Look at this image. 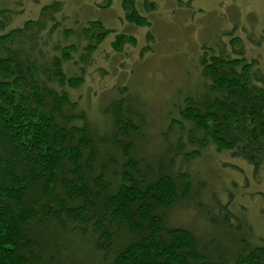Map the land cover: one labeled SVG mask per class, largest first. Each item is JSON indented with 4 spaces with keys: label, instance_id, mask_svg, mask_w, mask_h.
I'll use <instances>...</instances> for the list:
<instances>
[{
    "label": "trees",
    "instance_id": "obj_1",
    "mask_svg": "<svg viewBox=\"0 0 264 264\" xmlns=\"http://www.w3.org/2000/svg\"><path fill=\"white\" fill-rule=\"evenodd\" d=\"M122 7L126 22L150 25L136 0ZM60 9L52 2L39 19L9 28L21 11L0 8V264H264V237L254 241L239 223L234 187H220L226 211L218 197L206 209L195 204L211 233L199 235L182 218L169 222L199 192L187 169L208 147L243 160L261 182L262 56H247L241 38L226 30L229 49L202 47L196 85L176 92L161 123L162 146L146 155L143 99L123 95L126 89L107 94L102 124L86 110L90 95L71 96L96 73L91 63L107 60L98 46L109 34L115 53L136 40L94 19L66 27L52 16Z\"/></svg>",
    "mask_w": 264,
    "mask_h": 264
},
{
    "label": "rangeland",
    "instance_id": "obj_2",
    "mask_svg": "<svg viewBox=\"0 0 264 264\" xmlns=\"http://www.w3.org/2000/svg\"><path fill=\"white\" fill-rule=\"evenodd\" d=\"M55 1L60 3L61 9L52 16L63 20L66 27L78 30L81 24L94 19L101 21L105 28L132 35L136 40L133 46L122 44L120 53H115L110 49L114 34H109L98 46V52L106 55L107 60L92 62L89 71L96 73L90 75L91 78L87 77L83 86L71 96L72 100L82 101L79 98L90 95L91 107L86 110L90 119L97 121L102 118V124H105L101 115L102 106L106 103L103 97L107 94L115 92L118 97L122 94L121 89H126L123 95L143 99L147 134L151 139L144 145L146 155L160 150L162 146L161 123L167 113V105L175 100L176 92L180 90L185 94L196 85L198 67L195 68L199 66L197 59L202 47L220 45L229 49L230 37L224 36L223 32L232 31L241 38L247 56L261 55L264 59V39L260 38L264 30V0H147L146 4L151 9H147L149 12L144 11L143 0H136L139 12L150 23L148 27H136L126 22L123 0H111L109 7H105L107 0H0V8L21 11L16 17L13 15V23L9 25L13 28L21 25L22 21L39 19L40 8ZM147 33L150 35L148 41ZM57 36L55 33L52 40H56ZM259 40L260 45L257 44ZM104 71H107L106 75L102 73ZM97 99L102 104L98 105ZM172 133L175 134L170 141L176 142L178 131ZM190 163L187 170L199 192L192 196L193 203L176 206L169 222L176 223L178 218H182L199 235L205 231L211 233L212 226L207 221L196 219L195 204L206 209L218 197L219 207L226 211L227 202L221 196L220 187L229 186L227 189L234 187L238 192L234 200L243 207L240 208L239 223L251 229L254 241L263 238L264 172L257 177L261 182L256 181L247 163L229 153H216L212 147ZM214 189L219 190L220 196L212 194ZM187 196H183L180 202H184Z\"/></svg>",
    "mask_w": 264,
    "mask_h": 264
}]
</instances>
